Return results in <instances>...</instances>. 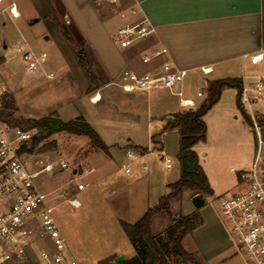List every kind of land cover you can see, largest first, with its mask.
Masks as SVG:
<instances>
[{"label": "rangeland", "instance_id": "rangeland-1", "mask_svg": "<svg viewBox=\"0 0 264 264\" xmlns=\"http://www.w3.org/2000/svg\"><path fill=\"white\" fill-rule=\"evenodd\" d=\"M18 2L25 7L26 14L19 20L10 19L8 10L13 3ZM93 2L98 3V0ZM51 11L77 35L79 42L85 41L79 30H76L77 26L68 22L61 0H6L0 5V87L4 88L6 96L14 100L15 120H39L54 114L64 122L82 119L93 127L109 147L108 151L96 150L86 137L59 133L33 149L31 143L30 161L37 159L47 164L63 160L70 165L66 170H60L56 165L54 174L41 175L37 183L43 192L50 193L57 225L79 262L99 264L101 260L120 255L127 260L134 257L137 250L120 223L137 222L149 208L168 196L171 192L169 186L180 179L181 168L177 157L180 134L177 129H170L168 124L174 120L172 117L191 109L181 108V99L195 101L194 109L200 106L206 95L199 97L198 93L205 92L207 82L200 72H189L182 81L180 97L167 89L124 93L120 88L110 86L99 90L104 86L98 79L101 69L85 41L86 53L95 65L93 73L98 81L92 83L85 94H79L76 88L83 87L88 80L74 48L51 21L42 19L39 24L27 22L29 16L42 17L40 14L48 15ZM104 12L100 10L99 13L113 14L110 8ZM78 35L81 37L78 38ZM46 36L48 40H45ZM114 37L120 46H124L127 41L117 34ZM23 40L34 53L47 54V61L41 71L28 70L22 53L17 50ZM146 45L150 44L140 43L142 47ZM65 72L70 75L65 77ZM50 73L55 75L52 80L47 78ZM220 73L217 71L215 75L219 76ZM245 76L248 89H252L259 81L264 82V62L256 66L248 64ZM72 77H76V82ZM97 91L101 100L93 104L92 99ZM258 96L254 100L251 92V109L248 105L240 109L237 90L225 89L218 103L204 117L207 125L206 141L199 143L194 150L213 195L204 196L205 205L196 209L190 193L184 192L171 200L170 214L157 215L152 219L151 232L160 237L167 264H242L212 201L220 195L238 190V176L233 171L248 169L254 159L257 133L248 117L252 119V110L257 122L264 120V91ZM18 127L26 129L25 125ZM260 130L264 136V126H260ZM29 131L33 137L37 135V130ZM135 147H142L144 152L153 150L154 154L135 162L132 166L135 171L128 176L122 169L125 151ZM159 153L172 160L171 169H166ZM142 163L149 166L146 175H140ZM93 168L94 172L90 175H82L86 169ZM74 169L78 170L77 176L73 175ZM75 178L86 188L72 194V188L77 186ZM64 195L68 199L78 200L81 207L74 209L63 199ZM195 214L200 215L201 224L183 240V247L193 260L184 262L174 250L167 230L177 225L180 215ZM46 243L52 246L51 240L46 239ZM35 255L21 264H37Z\"/></svg>", "mask_w": 264, "mask_h": 264}, {"label": "built area", "instance_id": "built-area-1", "mask_svg": "<svg viewBox=\"0 0 264 264\" xmlns=\"http://www.w3.org/2000/svg\"><path fill=\"white\" fill-rule=\"evenodd\" d=\"M6 0H0L2 5ZM120 0H98L101 5H116ZM12 19L20 17L16 4L8 10ZM122 20L133 19L118 28L117 35L126 40H149L155 34V28L149 18L143 14L138 5L130 6L119 13ZM22 53L23 60L29 71H41L47 61V54L34 53L28 43L23 40L17 48ZM167 54L162 48L151 56H145L143 63ZM253 65L264 61V51L257 55H245ZM204 74L208 70H203ZM187 72L177 70L169 61L154 65L153 69L144 74L125 70L119 78L118 86L127 93L136 90L154 91L167 89L172 94L182 95V81ZM54 74H48L53 79ZM264 91V82L259 81L252 89L244 86L241 103L250 105V93L254 100ZM4 88L0 87V264H21L35 255L37 264H81L72 254V251L63 237L54 217V206L50 193L43 192L37 179L44 174L52 175L56 165L60 170L70 168L69 163L59 160L57 163L45 164L42 160L30 161V144L33 134L19 127H13L3 117ZM202 94L199 93V96ZM190 102L191 104H185ZM183 107H193L191 101L180 100ZM252 126L257 133V149L250 167L246 170L233 171L238 176V190L216 197L212 203L216 205L223 226L235 245L236 252L242 264H264V136L254 117L252 110ZM153 150H143L135 153L127 150L125 163L122 165L124 173L133 174V164L142 158L152 156ZM158 156L166 167L172 168V160L162 153ZM94 169H86L84 174L89 175ZM149 166L141 164L140 173L147 174ZM78 175V170H73ZM81 175V176H82ZM77 186L75 192L84 191L86 185L74 180ZM75 194V193H74ZM65 201L78 209L81 204L75 198ZM206 200V199H205ZM52 241V246L46 243Z\"/></svg>", "mask_w": 264, "mask_h": 264}, {"label": "crops", "instance_id": "crops-1", "mask_svg": "<svg viewBox=\"0 0 264 264\" xmlns=\"http://www.w3.org/2000/svg\"><path fill=\"white\" fill-rule=\"evenodd\" d=\"M61 2L65 6L68 22L77 26L101 69L98 79L104 86L99 90L110 86L120 88L117 84L125 70L144 74L164 61L171 62L177 70L186 71L187 74L200 72L206 82L238 78L242 79L246 87L245 68L248 64L256 65L249 58H245V55H257L264 51V0H120L112 6L101 5L93 0ZM15 4L20 15L17 19L19 20L26 14V10L22 3ZM133 5H138L149 18L155 34L149 40H127L124 46H120L114 34H117L119 27L134 20L124 21L119 13ZM106 8H110L113 14L103 15ZM100 10L102 14L99 13ZM40 15L42 17L29 16L27 22L34 21L39 24L42 19H47L56 27L51 20L55 12ZM9 17L12 19L10 15ZM146 42L150 45L140 46V43ZM162 48L167 49L166 55L148 64L143 63L145 56H151ZM203 70H208V73L204 74ZM217 71L221 75H215ZM64 74L65 77L70 75L69 72ZM72 78L76 82V77ZM86 78L88 82L83 87H75L79 94H85L91 86L89 78ZM97 92L95 97L100 95ZM204 95L206 90L201 96L198 93L199 97ZM182 100L191 101L194 106L183 107L180 104L181 108L196 110L195 101ZM107 148L109 150L108 146ZM141 148L135 147L126 151L136 152ZM71 193H76L74 188Z\"/></svg>", "mask_w": 264, "mask_h": 264}, {"label": "trees", "instance_id": "trees-1", "mask_svg": "<svg viewBox=\"0 0 264 264\" xmlns=\"http://www.w3.org/2000/svg\"><path fill=\"white\" fill-rule=\"evenodd\" d=\"M53 21L60 35L74 48L77 59L86 70L87 76L91 81V86L92 83H97L98 79L93 73V63L86 53V42H79L76 39L77 35H74V32L69 30L65 24H62L56 14L53 16ZM80 37L78 35V38ZM229 88L237 90V104L242 109L241 96L244 88L242 79L227 78L208 81L206 98L200 106L196 110L190 109L188 112L176 115L174 120L169 122L168 127L177 129L180 134L177 155L181 168L180 179L169 186L170 194L161 198L155 206L149 208L137 222L129 224L122 221L120 223L127 238L137 250L136 255L122 263H117L116 257H109L101 260L99 264H167L164 245L160 237L153 235L151 232L152 219L157 215L170 214L171 200L181 196L184 192H189L192 197L199 194L203 196L213 195L208 178L200 166L199 156L194 148L199 143L206 141L207 125L204 117L218 103L222 92ZM3 108V117L10 126L25 125V130L27 131L31 129L37 130V135L32 139V149L56 134L68 133L74 136L86 137L90 145L96 150L108 151L99 134L89 123L82 119L64 122L57 114H54L39 120L20 122L13 118L14 111H16L14 100L6 95L4 96ZM248 121L252 125L250 117H248ZM258 123L259 126H264V120ZM177 221V225L167 230V235L176 253L184 262H189L193 258L184 249L183 240L200 226L201 218L199 214L192 216L180 215Z\"/></svg>", "mask_w": 264, "mask_h": 264}, {"label": "water", "instance_id": "water-1", "mask_svg": "<svg viewBox=\"0 0 264 264\" xmlns=\"http://www.w3.org/2000/svg\"><path fill=\"white\" fill-rule=\"evenodd\" d=\"M48 39H49V38L46 36V37H45V40H48ZM171 119H174V118L172 117ZM205 203H206V200H205L204 196L201 195V194L192 197V204L194 205V207H195L196 209H200V208H202V207L205 205ZM177 219H179V217H177ZM124 261H125V257L122 256V255H120V256H118V257L116 258V262H117V263H122V262H124Z\"/></svg>", "mask_w": 264, "mask_h": 264}, {"label": "bare ground", "instance_id": "bare-ground-1", "mask_svg": "<svg viewBox=\"0 0 264 264\" xmlns=\"http://www.w3.org/2000/svg\"><path fill=\"white\" fill-rule=\"evenodd\" d=\"M101 100V97H100V95L99 96H97V97H94L93 98V100H92V102L94 103V104H97L99 101ZM185 104H191L190 102H186Z\"/></svg>", "mask_w": 264, "mask_h": 264}]
</instances>
